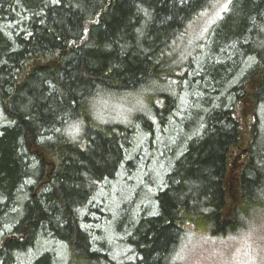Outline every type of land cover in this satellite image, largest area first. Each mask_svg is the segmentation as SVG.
I'll return each mask as SVG.
<instances>
[{
  "label": "trees",
  "instance_id": "trees-1",
  "mask_svg": "<svg viewBox=\"0 0 264 264\" xmlns=\"http://www.w3.org/2000/svg\"><path fill=\"white\" fill-rule=\"evenodd\" d=\"M219 1L0 0V264L39 250L40 264L60 261L44 243L67 264H114L99 244L108 213L91 201L136 169L142 136L148 153L157 136L177 151L151 209L119 229L117 262L177 264L190 234L227 237L264 213V0H229L204 47L180 52ZM104 96L145 113L104 124L91 109Z\"/></svg>",
  "mask_w": 264,
  "mask_h": 264
},
{
  "label": "rangeland",
  "instance_id": "rangeland-1",
  "mask_svg": "<svg viewBox=\"0 0 264 264\" xmlns=\"http://www.w3.org/2000/svg\"><path fill=\"white\" fill-rule=\"evenodd\" d=\"M228 3L229 0H220L212 8L202 12L187 27V40L184 47L183 44L181 46L183 49L180 50L183 57L191 56L194 49L200 45L202 48L204 47L202 42L206 41L205 39L210 29L221 19L223 13L228 11ZM194 70L196 71V68ZM184 85L188 87L187 82ZM183 97L187 100L186 108L189 112V108L193 106V103L191 101L188 102L186 95H183ZM134 100H137L138 104ZM182 102L185 103L183 100ZM139 106L140 102L134 96H130V98L128 96L127 98L104 96V98L93 102L91 109L94 114L96 113V118L104 124L114 125L113 123H122L121 125H125L127 122L132 121V119L130 120L132 115L135 114L134 117H136L139 113H145V106L136 113V109H139ZM262 112L264 113V109H262ZM189 113L187 127L191 125V119L194 118V115ZM178 118H181V116H178ZM149 121H152V119H149ZM2 126L3 115L0 109V127ZM153 127L155 128V126ZM184 135L185 132L181 135L175 134V138L179 140ZM180 136L182 137L180 138ZM188 138L189 135L187 136ZM139 139L142 142L139 141L140 143L138 142L139 144L134 148L135 150L128 156L129 158L132 157L137 151L136 169L132 173H125L123 170H119L112 181L100 184L98 192H96L91 201L96 204L102 203L103 205H100L104 207L103 213H108V220L104 219L101 223V229L103 228L104 232H106V238L100 239L99 244L103 246L104 250L110 251L114 264H121L117 261L121 260L124 255H128L127 253L129 252L126 246L118 243L121 238L119 229L123 230L128 223L135 222L136 216L141 217L145 215L143 211L146 212V210L151 209L149 205H152V197L157 192V187L161 186L162 179L167 172V165L170 159L169 153H174L178 142L171 140L169 142L171 146H167L163 139L157 136L153 141L154 150L148 153L145 145L146 136H142ZM148 158L149 160H147ZM127 160L128 158H126ZM144 206L146 209H144ZM148 214L150 215L151 213L148 211ZM247 222L248 225L236 234L223 238L209 237L203 234H190L179 242L171 256L172 262L177 264H264V213H251ZM44 245V251L53 247V253L60 260L55 262L47 257L48 264H67V253L62 249L61 245L48 246L47 243H44ZM41 253V250H39V253H33L26 264H40L43 261ZM105 263L107 262H103V260L92 262V264Z\"/></svg>",
  "mask_w": 264,
  "mask_h": 264
},
{
  "label": "flooded vegetation",
  "instance_id": "flooded-vegetation-1",
  "mask_svg": "<svg viewBox=\"0 0 264 264\" xmlns=\"http://www.w3.org/2000/svg\"><path fill=\"white\" fill-rule=\"evenodd\" d=\"M52 174H53V167L50 168V170H49V172H48V174H47V177L49 178V176H51Z\"/></svg>",
  "mask_w": 264,
  "mask_h": 264
},
{
  "label": "snow or ice",
  "instance_id": "snow-or-ice-1",
  "mask_svg": "<svg viewBox=\"0 0 264 264\" xmlns=\"http://www.w3.org/2000/svg\"><path fill=\"white\" fill-rule=\"evenodd\" d=\"M225 7H227V5H225Z\"/></svg>",
  "mask_w": 264,
  "mask_h": 264
},
{
  "label": "bare ground",
  "instance_id": "bare-ground-1",
  "mask_svg": "<svg viewBox=\"0 0 264 264\" xmlns=\"http://www.w3.org/2000/svg\"><path fill=\"white\" fill-rule=\"evenodd\" d=\"M120 100V99H119ZM82 263V262H81Z\"/></svg>",
  "mask_w": 264,
  "mask_h": 264
}]
</instances>
